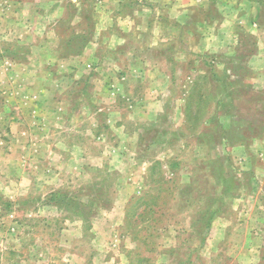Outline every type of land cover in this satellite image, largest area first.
<instances>
[{"label": "rangeland", "instance_id": "rangeland-1", "mask_svg": "<svg viewBox=\"0 0 264 264\" xmlns=\"http://www.w3.org/2000/svg\"><path fill=\"white\" fill-rule=\"evenodd\" d=\"M223 3L0 0V264H264V81L201 47Z\"/></svg>", "mask_w": 264, "mask_h": 264}, {"label": "crops", "instance_id": "crops-1", "mask_svg": "<svg viewBox=\"0 0 264 264\" xmlns=\"http://www.w3.org/2000/svg\"><path fill=\"white\" fill-rule=\"evenodd\" d=\"M172 1L178 7L176 12L181 9L179 11L183 13V18L186 16L189 18L192 16L188 14L196 8L210 11L209 2L212 4L214 0ZM220 1L224 2V7L215 10L220 20L214 21V25L206 22L200 23L201 30L206 31L207 35L211 31L216 33L214 38L203 39L201 47L212 40L217 49L235 50V52L223 54L224 56L221 57L225 61V66L227 62L230 66H243L254 74L253 80L264 81V0ZM185 21L187 22V19ZM210 21L212 22V20H208V22ZM236 50H241L244 54L239 55ZM225 56L226 58H223Z\"/></svg>", "mask_w": 264, "mask_h": 264}, {"label": "trees", "instance_id": "trees-1", "mask_svg": "<svg viewBox=\"0 0 264 264\" xmlns=\"http://www.w3.org/2000/svg\"><path fill=\"white\" fill-rule=\"evenodd\" d=\"M137 203H138V202H137ZM209 213H211V214H212V217H213V216L217 215L218 212H217V211H216V212H212V211H210ZM206 217H208V215H206ZM212 217L207 218V227L209 226L208 224L210 223ZM154 230H155V229H154Z\"/></svg>", "mask_w": 264, "mask_h": 264}]
</instances>
